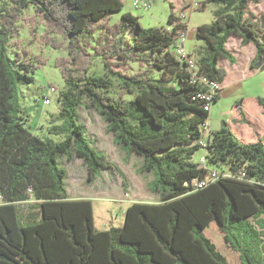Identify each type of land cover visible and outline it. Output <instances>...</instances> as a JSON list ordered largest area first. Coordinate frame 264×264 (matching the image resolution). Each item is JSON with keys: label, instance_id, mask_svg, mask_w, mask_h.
Listing matches in <instances>:
<instances>
[{"label": "trees", "instance_id": "1", "mask_svg": "<svg viewBox=\"0 0 264 264\" xmlns=\"http://www.w3.org/2000/svg\"><path fill=\"white\" fill-rule=\"evenodd\" d=\"M260 1L203 2L217 7L213 21L196 30L200 74L224 82L221 60L236 61L231 37L253 43L250 68L264 69V12L250 8ZM0 2V264H232L206 234L212 221L242 264H264V139L244 141L231 125L235 115L223 120L211 130L206 157L210 167L234 173L203 187L193 183L208 173L193 156L205 153L199 139L210 112L193 98L200 86L172 51L177 28L144 27L130 12L110 22L123 0ZM175 20L172 10L168 22ZM24 23L33 36L43 27L41 41L67 51L55 60L65 89L46 136L27 126L18 98L38 67L18 38ZM242 102L236 105L246 120ZM259 103L264 107V96ZM81 106L98 112L117 143L144 157L141 170L155 174L159 201H132L120 226L98 228L93 200L71 197L66 186L61 155L81 159L90 182L101 169L124 177L92 145Z\"/></svg>", "mask_w": 264, "mask_h": 264}, {"label": "rangeland", "instance_id": "2", "mask_svg": "<svg viewBox=\"0 0 264 264\" xmlns=\"http://www.w3.org/2000/svg\"><path fill=\"white\" fill-rule=\"evenodd\" d=\"M124 7L121 11L112 13L110 22H117L122 14L130 12L139 17V21L144 27H164L168 22L169 15L173 10L176 15L186 10L189 22L187 48L194 54L196 43H202L196 36V27L198 24L210 23L214 19V10L217 5L205 0H146L150 7L145 9L138 7L135 0H123ZM173 3V4H172ZM194 4V10L190 11L184 7L187 4ZM173 5V9L172 6ZM2 5V2H0ZM250 8L257 12H264V0L258 4H251ZM33 8H30L26 15L31 14ZM43 27H40L37 36H33L27 24H23L19 34L22 47L29 51V58L38 65L34 72V81L30 84H20L19 102L22 109L29 117L27 126L35 133L46 136L50 135L48 128L52 124L53 115L58 112V97L65 89V80L59 67L55 65V60L62 55H66L65 49L54 48L53 46L41 41ZM241 40L232 38L231 45L238 46ZM229 45V43H228ZM230 46V45H229ZM252 51H255V46ZM247 50V49H246ZM234 52V51H233ZM249 50H243V53L234 52L235 64H230L229 59H222L220 64L228 69L221 98L214 104V109L221 118H231L234 107L240 100H244L249 111L253 114L257 109L258 96H264V69H250L248 66L246 73L244 68L250 63ZM39 58L44 63H39ZM116 60V59H115ZM224 62H228L225 66ZM134 70H138L137 64H131ZM121 68V67H120ZM125 70V67L122 68ZM131 70V69H129ZM55 88V91H54ZM50 98V103L45 99ZM259 105V104H258ZM80 122L87 125V135L92 140V145L99 153L105 154L109 159L115 161L120 170L124 173L128 188H124L123 176L114 169H101L98 176L90 182L86 166L81 159L68 161L66 155L59 158L60 165L67 170L65 178L69 195L73 198L89 197L94 202L96 226L100 229L109 228L111 225H122L124 212L127 205L134 201H159V193L155 190V174L153 172L142 171L144 163L143 156L132 152L127 145L119 144L115 141L114 135L106 131L107 122L94 109L88 110L84 106L79 108ZM59 140L60 136H53ZM204 151L197 150L194 159L198 160ZM125 190L128 192L126 193ZM132 200V201H129ZM214 224V225H212ZM217 229L216 222L210 224L206 229V234L218 246L220 251L226 256L228 254L232 264H240L239 252L233 249L229 242L225 240L224 233ZM235 257V258H234Z\"/></svg>", "mask_w": 264, "mask_h": 264}, {"label": "built area", "instance_id": "3", "mask_svg": "<svg viewBox=\"0 0 264 264\" xmlns=\"http://www.w3.org/2000/svg\"><path fill=\"white\" fill-rule=\"evenodd\" d=\"M135 4L138 7H143L145 9H148L150 7V3L146 0H135ZM194 4H187L184 8L188 9L190 11L194 10ZM176 14V13H175ZM187 18V12L186 10L181 11L179 15H176V20L172 23H170L166 31L168 32H175L176 30V39L173 45L171 46L172 51L176 55V57L185 64V67L187 68L190 77L193 82H196L200 89L196 92V94L193 96L194 99L201 100L203 103V107L210 112L212 105L214 104L216 98L218 95H220L222 90V82L212 79L208 77L207 75L200 74L198 70V64L197 60L194 57V55L188 50L186 44L188 40V26L189 22L184 20ZM55 91V88H54ZM50 98H46L45 102L50 103ZM202 131V137L199 139V143L202 145L203 149L205 150V153L200 157V166L207 169V177L204 180H193V183L196 186L203 187L208 182H211L215 180L216 178L220 176H230L234 172L229 169L225 170H219L216 168H212L208 165L207 161V147L209 143L211 142L212 138V131L209 123V117L206 120V122L201 127ZM237 174L240 177H243L246 175L245 168H241L237 170Z\"/></svg>", "mask_w": 264, "mask_h": 264}, {"label": "crops", "instance_id": "4", "mask_svg": "<svg viewBox=\"0 0 264 264\" xmlns=\"http://www.w3.org/2000/svg\"><path fill=\"white\" fill-rule=\"evenodd\" d=\"M199 25L200 24H198L197 27ZM197 27H196V30H197ZM232 38L240 39L241 40L240 43L243 44L242 43V39L240 37H231L229 39V41H228L230 46L227 43L228 48L230 50H232V52L233 51L234 52L237 51V52H240V53H243V50H245V51L249 50L251 53L248 56H249V60H250V63H251V60L253 59V57L256 54V48H255V51H252L251 49H253V46H251V43H247L245 45L243 44V46H241L239 44L238 46H236V47L234 46L233 47L231 45ZM200 44L201 43H196L197 46L200 45ZM234 52H233V54H234ZM234 56H235V54H234ZM250 63L246 64V67L244 68V72L245 73H246L247 67L250 66ZM224 64H225V66H227L228 62H224ZM230 64L233 66V64H235V63H231L230 62ZM250 69H252V68H250ZM227 75H228V69H227ZM224 82H225V80H224ZM224 82L222 83V88H223ZM221 96H222V94L220 93V98H221ZM259 97L260 96H258L256 98V100H258V104L259 105L257 104V109H256L255 113H253V114L249 111V109L247 107V104L244 102V100L241 103V108L245 112L246 120H244V119L241 120V116L239 115V112H238V105H235V107H234V112H233L232 115H235L236 120H234L235 119L234 118L232 120V122H231V125H232L233 129L236 131V133L239 135V137H241L244 141H255L258 138H263L264 139V107H262L260 105ZM218 102H219V99L217 101H215L214 104H217ZM214 104L212 105V108L210 110V117H209V123H210V127H211L212 131L218 130L222 126L223 120H230L232 118V117L231 118L229 117L227 119L221 118V115L217 114V111L214 109V107H215ZM129 201H132V200H129ZM124 214H125V212H124ZM263 218H264V216H263ZM123 220H124V218H123ZM213 222H216V221H212L211 223H213ZM212 225H214V224H212ZM216 226H217V229L219 231H221V229H220V227H219L217 222H216ZM222 233L223 232L221 231L220 234L222 235ZM227 258L230 261V258L228 256V254H227ZM239 260H240V255H239ZM238 263L242 264L241 260Z\"/></svg>", "mask_w": 264, "mask_h": 264}]
</instances>
